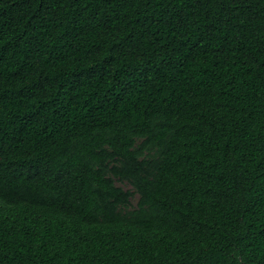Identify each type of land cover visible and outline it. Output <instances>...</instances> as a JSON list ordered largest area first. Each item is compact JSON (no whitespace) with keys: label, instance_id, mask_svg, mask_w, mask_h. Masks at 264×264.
<instances>
[{"label":"trees","instance_id":"1","mask_svg":"<svg viewBox=\"0 0 264 264\" xmlns=\"http://www.w3.org/2000/svg\"><path fill=\"white\" fill-rule=\"evenodd\" d=\"M0 264H264V0H0Z\"/></svg>","mask_w":264,"mask_h":264},{"label":"rangeland","instance_id":"2","mask_svg":"<svg viewBox=\"0 0 264 264\" xmlns=\"http://www.w3.org/2000/svg\"><path fill=\"white\" fill-rule=\"evenodd\" d=\"M123 186V185H122ZM124 188L125 189H130V188H132L131 186H124ZM137 200H138V198L136 197V198H134L133 199V203L135 204L136 202H137Z\"/></svg>","mask_w":264,"mask_h":264}]
</instances>
